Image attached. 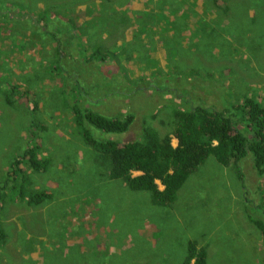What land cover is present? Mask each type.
Segmentation results:
<instances>
[{"label":"rangeland","instance_id":"rangeland-1","mask_svg":"<svg viewBox=\"0 0 264 264\" xmlns=\"http://www.w3.org/2000/svg\"><path fill=\"white\" fill-rule=\"evenodd\" d=\"M249 96L264 104V0H0V264H184L190 241L208 264H263L252 156H210L158 204L108 177L71 110L134 117L124 133L91 128L99 139L141 141L153 127L176 146L175 110H225L246 132L235 108ZM35 144L45 171L23 156ZM17 158L25 193L51 199L18 197L7 181Z\"/></svg>","mask_w":264,"mask_h":264},{"label":"trees","instance_id":"trees-1","mask_svg":"<svg viewBox=\"0 0 264 264\" xmlns=\"http://www.w3.org/2000/svg\"><path fill=\"white\" fill-rule=\"evenodd\" d=\"M47 14L50 12L47 11ZM50 34L60 53L61 39H57L58 33L51 31ZM95 53H100L101 61L109 58L108 54H101L98 50ZM235 109L240 115L239 120L246 126V132L244 128L238 127V120L234 121L225 110L202 105L175 110L171 132L177 139V145L174 146L170 135L161 137L153 127L145 128L141 141L119 143L111 139H99L93 135L91 128L95 127L103 133H124L129 130L134 117H111L93 110L85 111L77 102L71 105L82 139L103 156L108 177L122 180L130 190L148 192L155 203L164 205L176 200L179 189L190 174L198 170L210 156L225 166L239 165L244 158L252 156L257 175L264 178V104L254 96H249L243 105ZM31 125L37 129L40 124L33 121ZM38 150L39 146L35 144L23 153L29 168L34 172L45 171L51 164V160L39 157ZM11 168L7 181L13 188L15 186L19 198L26 199L29 205H39L51 199V194L43 190L25 193L27 178L24 176L27 174L18 158ZM1 200L0 194V205ZM259 206L264 210V202ZM250 220L262 236L264 264V219L251 216ZM2 236L0 241L6 238L4 234ZM206 250V247L190 241L184 264H208Z\"/></svg>","mask_w":264,"mask_h":264}]
</instances>
